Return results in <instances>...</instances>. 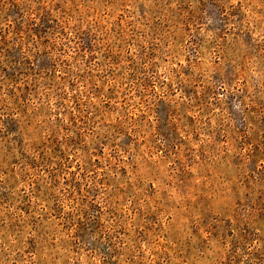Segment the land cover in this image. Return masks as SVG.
<instances>
[{"label": "rangeland", "instance_id": "obj_1", "mask_svg": "<svg viewBox=\"0 0 264 264\" xmlns=\"http://www.w3.org/2000/svg\"><path fill=\"white\" fill-rule=\"evenodd\" d=\"M0 264H264V0H0Z\"/></svg>", "mask_w": 264, "mask_h": 264}]
</instances>
